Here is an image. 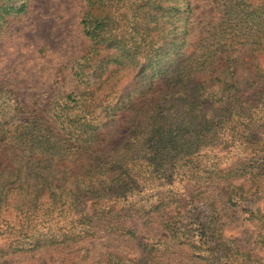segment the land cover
<instances>
[{"label":"trees","instance_id":"obj_1","mask_svg":"<svg viewBox=\"0 0 264 264\" xmlns=\"http://www.w3.org/2000/svg\"><path fill=\"white\" fill-rule=\"evenodd\" d=\"M82 1L70 91L0 88V264H264V0Z\"/></svg>","mask_w":264,"mask_h":264},{"label":"rangeland","instance_id":"obj_2","mask_svg":"<svg viewBox=\"0 0 264 264\" xmlns=\"http://www.w3.org/2000/svg\"><path fill=\"white\" fill-rule=\"evenodd\" d=\"M25 1L23 13L9 14L0 21V88L14 93L10 96L14 97V106L47 108L70 91L72 68L88 50L80 25L86 5L82 0ZM190 1L198 22L210 20L211 0ZM253 233L248 221L238 219L225 235L248 238ZM92 242L96 244L91 250L92 264H102L104 244L96 239L88 243ZM52 260L53 256L36 260L26 254L3 258L8 264H49ZM179 260L184 261L180 264H196L185 258Z\"/></svg>","mask_w":264,"mask_h":264}]
</instances>
